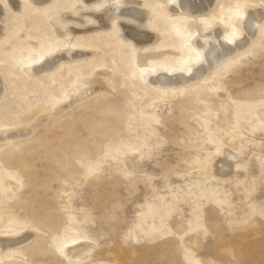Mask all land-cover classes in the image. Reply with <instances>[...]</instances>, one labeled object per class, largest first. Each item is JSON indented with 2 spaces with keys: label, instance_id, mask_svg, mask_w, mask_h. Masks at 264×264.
I'll list each match as a JSON object with an SVG mask.
<instances>
[{
  "label": "rangeland",
  "instance_id": "374dc122",
  "mask_svg": "<svg viewBox=\"0 0 264 264\" xmlns=\"http://www.w3.org/2000/svg\"><path fill=\"white\" fill-rule=\"evenodd\" d=\"M247 9L264 0H219L194 30L173 0H0V264H264V20L220 71L187 72L194 34L240 38ZM156 67L193 82L157 89Z\"/></svg>",
  "mask_w": 264,
  "mask_h": 264
},
{
  "label": "bare ground",
  "instance_id": "6f19581e",
  "mask_svg": "<svg viewBox=\"0 0 264 264\" xmlns=\"http://www.w3.org/2000/svg\"><path fill=\"white\" fill-rule=\"evenodd\" d=\"M34 1L42 4V3H47L50 0H34ZM130 2L131 3H137V2H133V1H130ZM173 2H177L178 10L179 11L181 10L180 12H182V14H184L185 16L187 15V17L190 16L189 18L193 19V20H190V27L194 30H197L198 28H197V25L194 23V21H198V22L201 21L202 22L203 18L208 17L210 15V13L212 12V10H214L215 7L217 6L219 0H173ZM123 3L124 2L120 1V2L115 4V9L118 11V14L120 13V15H126L128 17H133L134 19H136V21H134V22H137V20H138L139 22H141V24L142 23L145 24L148 21L149 12H150V10L148 8L140 9L139 7L136 8V6L135 7L131 6V7H125V8L118 10V8ZM167 3L170 4L169 1H167ZM112 7H113V5H112ZM109 10H110V8H109ZM99 14H101V13H99ZM101 17H103V16H101ZM106 17H107V15H106ZM263 20H264V9H259V10L247 9L246 14L244 16L240 17V19L238 20L239 25L241 27V31H242V33H241L242 38L241 37L237 38L234 35L226 37L224 35L223 30H217V31L213 30L212 32H206L205 30H202V32H197L196 34H194V36L192 38V42L194 44V50H195V52H197V54L194 56V61L193 62L190 61L189 70L187 72L194 71L193 73H191L192 76L194 74V76H193L194 79L195 80H197V79L203 80V79H206V77L211 76L212 74L220 71V69L226 63L227 60H229L233 56L235 57V55L239 56L238 54H240L242 52H246L250 48V46L254 42H256L257 38L260 35V28H261V24H262ZM137 24H139V23L137 22ZM100 25H102V22H100ZM105 26H107V25L104 24V27ZM121 26H122V29H125V27H123V25H121ZM137 26H140V25H137ZM134 28H133V30H134ZM136 28H138V27H136ZM125 30L123 32H125ZM230 31H233V29L230 28ZM128 32L130 33V28H129ZM131 32H132V30H131ZM135 32H137V31H135ZM138 32H139V30H138ZM140 33H143V32H140ZM140 33H138V34L142 35ZM245 33H247L248 36H246ZM135 34L137 35V33H135ZM127 35H128V37L130 36L129 38H131L130 34H127ZM145 36H147V39H148V35L146 34ZM145 36H142L140 38L142 39ZM134 37L135 36H132V39ZM140 38H138V39H140ZM197 38H200L202 41L198 42ZM141 39H140V41H141ZM145 39H146V37H145ZM149 39H150V37H149ZM132 41H134V39ZM143 42H141V43H143ZM136 43H138V42H136ZM136 43H135V45H136ZM55 53H57V51L49 52V53H47V57H44V56L42 57L41 62L33 63L29 68L30 71L32 72V74L41 73L44 71L52 72V70H54L56 68V66L59 64L57 58L61 57V56L55 57V55H54ZM81 54H83V53H81ZM52 55H54V57ZM76 56H80V54L76 53L75 57ZM144 57L145 56L142 55V58H144ZM59 61H60V58H59ZM200 63L201 64L206 63L207 65L204 64L201 67ZM199 65H200V67H198ZM163 69H164L163 67L146 69L144 72V78H145L146 84H148V85L151 84L153 86H156V88L160 89V90H166L169 88H173L174 86H176V87L177 86H184L185 84H187L191 80L193 82V79L190 80V78L188 79L187 77H184L182 75H174V73L169 75L170 73L166 74L164 72L160 73L159 71H161ZM2 82L0 83V97L4 94L5 88H6L4 82L3 83ZM87 90H89V89H87ZM82 91H83V86L80 87L79 89H75L73 92H70L65 97L63 102H65V101L67 102V100H69L71 97H73L76 94L82 93ZM165 110L166 109H163V112H165ZM13 138H15V137H13ZM9 140H10V138H9ZM3 245H4L3 243H0V249H1L0 253L3 250ZM70 248L71 249L66 250L67 256L70 257L71 259L73 258L77 261V259L80 258L81 255L90 248V245L89 244H82V245L78 244V245H74Z\"/></svg>",
  "mask_w": 264,
  "mask_h": 264
}]
</instances>
